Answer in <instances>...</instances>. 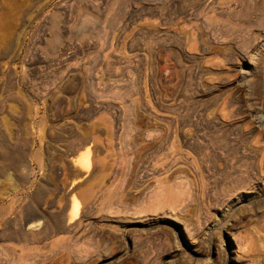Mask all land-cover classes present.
<instances>
[{
	"label": "rangeland",
	"instance_id": "374dc122",
	"mask_svg": "<svg viewBox=\"0 0 264 264\" xmlns=\"http://www.w3.org/2000/svg\"><path fill=\"white\" fill-rule=\"evenodd\" d=\"M263 208L264 0H0V264H264Z\"/></svg>",
	"mask_w": 264,
	"mask_h": 264
},
{
	"label": "bare ground",
	"instance_id": "6f19581e",
	"mask_svg": "<svg viewBox=\"0 0 264 264\" xmlns=\"http://www.w3.org/2000/svg\"><path fill=\"white\" fill-rule=\"evenodd\" d=\"M91 155H92V152H91L90 148H88L87 151H86L85 159H84V163H85V165H89L90 160H91ZM183 167H184V165H183ZM183 167H182V169H183ZM183 170H184V169H183ZM184 172H185V171H184ZM261 212H264V208L262 209ZM78 213H79V208L77 209V215H78ZM232 259H233V258H232Z\"/></svg>",
	"mask_w": 264,
	"mask_h": 264
}]
</instances>
